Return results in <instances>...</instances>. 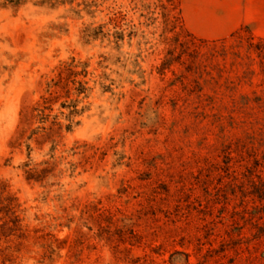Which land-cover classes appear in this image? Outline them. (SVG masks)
<instances>
[{"label":"rangeland","instance_id":"1","mask_svg":"<svg viewBox=\"0 0 264 264\" xmlns=\"http://www.w3.org/2000/svg\"><path fill=\"white\" fill-rule=\"evenodd\" d=\"M183 0H0V264H264V28Z\"/></svg>","mask_w":264,"mask_h":264},{"label":"crops","instance_id":"2","mask_svg":"<svg viewBox=\"0 0 264 264\" xmlns=\"http://www.w3.org/2000/svg\"><path fill=\"white\" fill-rule=\"evenodd\" d=\"M183 14L195 34L225 37L241 26L264 28V0H183Z\"/></svg>","mask_w":264,"mask_h":264}]
</instances>
